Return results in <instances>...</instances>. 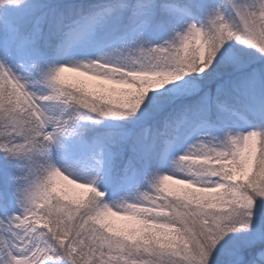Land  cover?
Returning <instances> with one entry per match:
<instances>
[{"label": "snow or ice", "instance_id": "obj_1", "mask_svg": "<svg viewBox=\"0 0 264 264\" xmlns=\"http://www.w3.org/2000/svg\"><path fill=\"white\" fill-rule=\"evenodd\" d=\"M0 264H264V0H0Z\"/></svg>", "mask_w": 264, "mask_h": 264}, {"label": "rangeland", "instance_id": "obj_2", "mask_svg": "<svg viewBox=\"0 0 264 264\" xmlns=\"http://www.w3.org/2000/svg\"><path fill=\"white\" fill-rule=\"evenodd\" d=\"M68 75H72L71 73H68Z\"/></svg>", "mask_w": 264, "mask_h": 264}]
</instances>
